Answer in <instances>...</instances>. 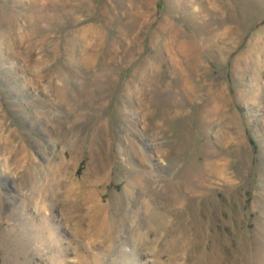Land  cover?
Returning <instances> with one entry per match:
<instances>
[{
    "label": "rangeland",
    "instance_id": "1",
    "mask_svg": "<svg viewBox=\"0 0 264 264\" xmlns=\"http://www.w3.org/2000/svg\"><path fill=\"white\" fill-rule=\"evenodd\" d=\"M0 264H264V0H0Z\"/></svg>",
    "mask_w": 264,
    "mask_h": 264
},
{
    "label": "bare ground",
    "instance_id": "2",
    "mask_svg": "<svg viewBox=\"0 0 264 264\" xmlns=\"http://www.w3.org/2000/svg\"><path fill=\"white\" fill-rule=\"evenodd\" d=\"M46 190V189H45ZM52 193V192H51ZM50 194V193H49ZM44 195V194H43ZM46 195V194H45ZM51 196V195H50ZM42 196H40V198H41ZM71 206V205H70ZM100 208H102V206L99 204V205H96L95 206V209H100ZM71 209V208H70ZM101 227V226H100Z\"/></svg>",
    "mask_w": 264,
    "mask_h": 264
}]
</instances>
